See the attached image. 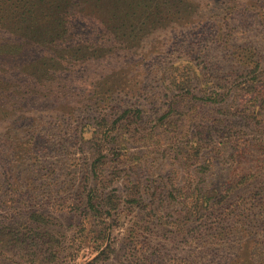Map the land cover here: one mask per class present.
Wrapping results in <instances>:
<instances>
[{"label":"rangeland","instance_id":"rangeland-1","mask_svg":"<svg viewBox=\"0 0 264 264\" xmlns=\"http://www.w3.org/2000/svg\"><path fill=\"white\" fill-rule=\"evenodd\" d=\"M102 1L106 9L91 11L97 45L107 50L93 62L86 55L58 65L55 84L72 92L96 91L101 78L119 84L110 108L81 114L60 100L50 112L26 97L6 119L0 115V229L22 236L0 249V264H264V111L240 90L248 70L214 43L227 23L233 45L264 57V0L230 20L223 0ZM196 5L193 19L177 21ZM193 44L207 46L205 61H194L202 88L182 97L167 89V78L199 56L185 52ZM81 76L76 85L70 80ZM130 108L141 110L142 120L116 152L137 168L123 166L114 180L107 167L109 182L99 192L107 200L92 212L84 198L95 160L88 141L101 124L118 123L96 117ZM9 176L17 186L5 182ZM114 194L116 206L108 201Z\"/></svg>","mask_w":264,"mask_h":264},{"label":"trees","instance_id":"trees-1","mask_svg":"<svg viewBox=\"0 0 264 264\" xmlns=\"http://www.w3.org/2000/svg\"><path fill=\"white\" fill-rule=\"evenodd\" d=\"M259 1L261 0H228V2L223 0V3L227 4L225 7L227 20L233 18L238 11H247V4H252L251 9L255 10V5ZM94 7L106 9L108 5L102 0H0V99L2 98L0 115L3 114L1 118L6 119L11 112L26 103L24 101L26 97H29L30 105L41 103L42 107L51 106L50 112L58 109L60 100H63L62 105L66 103L77 105L76 110L81 111V114H88L94 108H100L102 111L110 108V102L114 100L112 89L117 88L119 84L108 85L104 78H101L102 85L98 87V90L92 91L78 87L74 92L66 89V86L61 83L57 86L55 84L56 77H58L56 71L60 69L58 65L62 63L74 65L77 62H70V59L79 60V57L85 58L86 55L90 57L87 62H93V58L100 56V51L107 50L102 43L97 45L95 39L93 29L95 11H91ZM184 11L177 13V21H181L182 16L193 19V14H198V5L194 9L192 6L186 7ZM89 24L91 28L88 27ZM84 35L87 40H84ZM233 37V30L226 23L214 38V43L220 50L226 51L232 60L237 61L243 69H246L244 71L248 70L250 81L242 83L240 90L244 96H251L250 102L254 106L253 109L260 114L264 111V57L252 46L233 45ZM191 46L192 52L189 51V47L185 52L191 54L196 51L199 56L192 58L193 60H187L182 68H180L182 63L178 64L173 74L167 78V89L181 92L182 97L189 96L199 86L202 88L200 78L203 70L200 69V64H195L194 61L206 57L204 51L207 46L203 48L197 44ZM70 67L64 66L63 71L68 72L71 70ZM206 67L210 70L208 66ZM178 72L181 73L178 74ZM81 78L82 76L70 80L76 85L82 80ZM144 81L143 79L139 86ZM211 84L216 85L214 82ZM206 86L203 87L206 88ZM218 86L224 90L228 88L227 85L218 84ZM79 89L81 90L77 95L79 99L77 100L75 95ZM92 106L96 107L92 108ZM141 112L139 109L130 108L113 116V118L119 116L118 119H113L110 115L96 117L95 122L112 120L111 122L118 123H114L113 127H109L108 123L101 124V129L98 130L93 126L94 137L88 141L95 160L87 174L89 187L86 185L84 198L86 206L92 212H101L97 206L107 200V197L103 200L99 195L101 188L109 182L103 177V171L107 167L110 168L114 180L121 176L123 166L131 167L133 172L137 168V164H127L123 157L125 155L116 151L125 145L122 140L123 138L125 140L127 134L133 136V132L138 131L137 122L142 120ZM91 118L92 116L88 117V119ZM119 124L121 125L117 127ZM108 133H117L120 140L115 141L116 137ZM111 152L115 157L114 160L111 158L114 165H109L107 159V154L110 158ZM136 157L133 156V158ZM35 163H39V160H35ZM5 182L13 186L18 184L14 176L6 177ZM131 183V189L136 190L138 185L132 181ZM132 196L133 201H137L136 193ZM108 201L116 206V194ZM18 234L12 228L0 229V249H8L20 244L22 236ZM106 248L109 249L110 246Z\"/></svg>","mask_w":264,"mask_h":264}]
</instances>
